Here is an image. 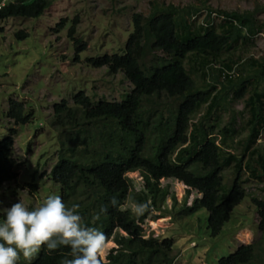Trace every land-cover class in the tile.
<instances>
[{
    "label": "trees",
    "instance_id": "1",
    "mask_svg": "<svg viewBox=\"0 0 264 264\" xmlns=\"http://www.w3.org/2000/svg\"><path fill=\"white\" fill-rule=\"evenodd\" d=\"M49 5L50 0H0V20L9 16L36 18ZM149 6L145 16L132 15L123 47L84 60L109 73L121 72L131 84L124 99L93 105L89 96L79 91L72 97L74 106L63 99L53 104L48 123L58 150L48 177L67 204H80L86 223L99 227L107 241H114L116 246L106 256L108 264H172L171 239L145 237L139 223L152 209H161L168 189L160 186V179H177L200 194L182 212L191 214L204 208L211 236L218 235L236 206L249 195L244 184L253 180L259 194L250 195V199L257 209L260 238L237 246L216 264H264V87L259 88L264 85V60L236 54L239 44L261 30L255 24V12L209 8L196 24L192 16L197 7L180 8L156 0ZM72 30L73 26L69 34ZM16 35L26 36L21 31ZM153 49L167 58L144 66L141 59ZM190 61L192 65L187 67ZM195 75L201 76L200 85L195 84ZM162 93L179 100L166 117L151 106L144 108V101ZM241 99L244 103L239 114H232L220 125L217 110H224L225 102ZM7 115L19 125L29 122L28 113L15 100H9ZM243 129L246 135L236 141ZM259 138L263 139L260 143ZM236 145L239 151L234 149ZM11 147L10 135L0 140V185L15 177ZM135 170L148 175L134 199L135 204L144 205L139 215L123 208L133 187L125 175ZM226 170L233 176L228 181ZM102 205L106 211L100 213ZM98 213L99 219H95ZM68 254L64 246L52 251L42 246L31 264H60ZM18 264H26L22 256Z\"/></svg>",
    "mask_w": 264,
    "mask_h": 264
},
{
    "label": "rangeland",
    "instance_id": "2",
    "mask_svg": "<svg viewBox=\"0 0 264 264\" xmlns=\"http://www.w3.org/2000/svg\"><path fill=\"white\" fill-rule=\"evenodd\" d=\"M150 1L50 0V5L36 18L9 16L0 20V140L11 136V157L15 162V177L0 185V215L18 200L35 207L43 202L46 195H58V186L48 177L57 160L58 150L56 135L48 123L53 104L63 99L68 106H74L72 97L79 91L89 96L93 105L99 101L119 102L124 99L131 84L121 72L109 73L105 67L87 65L84 60L86 57L111 54L123 47L131 31L132 15L141 13L145 16ZM156 1L180 8L197 7L196 24L203 20L209 8L254 11L255 24L261 30L245 44H239L236 54L264 60V10L261 9L264 0ZM218 22L219 19H216V24ZM71 26L73 30L69 34ZM20 31L26 36L18 37L16 33ZM160 58H167V54L153 49L141 62L149 66ZM190 65L191 61L186 63L187 67ZM193 79L195 84L202 82L199 75L193 76ZM209 81L212 82L211 79ZM219 85L217 83V87ZM263 87L261 83L259 88ZM9 100L22 104L29 122L19 125L7 115ZM178 101L162 93L144 101V108L151 106L166 117L175 109ZM243 103L244 99L225 102L227 109L215 113L220 125L226 124L232 114L238 115ZM244 117L245 114L242 119ZM240 133L236 141L247 131L243 129ZM262 140L259 138L257 142ZM239 148L236 145L234 149L239 151ZM224 175L226 181L233 177L231 170L224 171ZM147 176L142 170L125 175V180L133 187L128 190L123 208L132 210L135 207L134 199L139 196L142 180ZM245 178L247 174L243 171L242 179ZM159 184L168 189L161 209H152L139 223L145 237L159 241L171 239L172 264H216L220 257L228 255L237 246L259 240V217L250 199V195L259 194V186L253 180L245 182L249 195L236 206L230 220L216 236L209 234L204 208L191 214L182 212L183 207L189 206L193 198L200 194L174 178H162ZM114 246L112 239L107 241L102 255L106 258Z\"/></svg>",
    "mask_w": 264,
    "mask_h": 264
},
{
    "label": "clouds",
    "instance_id": "3",
    "mask_svg": "<svg viewBox=\"0 0 264 264\" xmlns=\"http://www.w3.org/2000/svg\"><path fill=\"white\" fill-rule=\"evenodd\" d=\"M79 209V203L69 205L55 193L46 195L35 207L21 200L12 203L0 217V264H18L21 256L31 264L42 246L49 251L67 247L69 254L60 264H108L102 255L106 234L86 223ZM105 211L102 205L99 212ZM132 211L139 215L144 205L136 204Z\"/></svg>",
    "mask_w": 264,
    "mask_h": 264
}]
</instances>
